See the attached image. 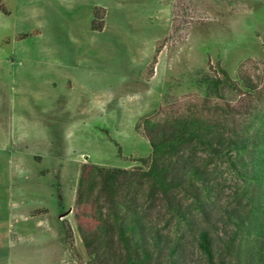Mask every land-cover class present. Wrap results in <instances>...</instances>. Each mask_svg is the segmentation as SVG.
Segmentation results:
<instances>
[{
	"label": "rangeland",
	"instance_id": "rangeland-1",
	"mask_svg": "<svg viewBox=\"0 0 264 264\" xmlns=\"http://www.w3.org/2000/svg\"><path fill=\"white\" fill-rule=\"evenodd\" d=\"M262 102L264 0H0V264L89 263L81 167H144L145 118L196 112L240 127ZM218 180L209 222L222 242L216 212L241 180L226 164ZM145 204L158 227L185 233L189 264H206L160 199Z\"/></svg>",
	"mask_w": 264,
	"mask_h": 264
},
{
	"label": "trees",
	"instance_id": "trees-1",
	"mask_svg": "<svg viewBox=\"0 0 264 264\" xmlns=\"http://www.w3.org/2000/svg\"><path fill=\"white\" fill-rule=\"evenodd\" d=\"M104 20L105 8H94L92 29L102 30ZM225 79H209V90L222 96ZM143 129L151 146V154L139 159L144 167H81L75 203L88 264H189L185 233L173 236L151 219L145 202L156 199L181 231L196 237L206 264H264V103L240 127L188 112L145 118ZM222 164L241 184L235 204L224 205L212 220L224 229L220 242L209 221Z\"/></svg>",
	"mask_w": 264,
	"mask_h": 264
},
{
	"label": "crops",
	"instance_id": "crops-1",
	"mask_svg": "<svg viewBox=\"0 0 264 264\" xmlns=\"http://www.w3.org/2000/svg\"><path fill=\"white\" fill-rule=\"evenodd\" d=\"M49 89H52V88H49Z\"/></svg>",
	"mask_w": 264,
	"mask_h": 264
}]
</instances>
